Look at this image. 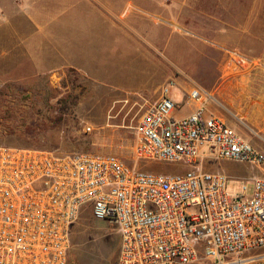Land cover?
I'll return each mask as SVG.
<instances>
[{
	"label": "built area",
	"instance_id": "2783aa9c",
	"mask_svg": "<svg viewBox=\"0 0 264 264\" xmlns=\"http://www.w3.org/2000/svg\"><path fill=\"white\" fill-rule=\"evenodd\" d=\"M169 91L140 119L134 166L115 154L0 145V264H69L88 205L120 236L117 264H264V177L234 194L228 175L204 167L208 158L262 165L264 154L208 112L202 89L183 117ZM139 162L182 166L166 174Z\"/></svg>",
	"mask_w": 264,
	"mask_h": 264
},
{
	"label": "rangeland",
	"instance_id": "374dc122",
	"mask_svg": "<svg viewBox=\"0 0 264 264\" xmlns=\"http://www.w3.org/2000/svg\"><path fill=\"white\" fill-rule=\"evenodd\" d=\"M204 3L208 5V0ZM234 3L237 19H247V0ZM18 8L11 9L7 1L0 0V35L12 23L14 12H23ZM144 24L149 31L164 27L155 39L159 50H153L158 68L145 70L147 78L136 69L119 73V79L89 80L72 69L11 78L3 76L0 58V145L115 154L134 166L140 119L169 87L171 98L179 103L176 117L196 109L199 103L192 101L190 93L202 89L208 112L223 118L264 154V54L247 55L246 23H236L231 36L218 37L217 31H209V36L203 38L182 37L179 21L163 24L159 19L156 23L146 19ZM202 24L208 29L223 27L212 21ZM118 26L126 33L129 30L120 23ZM128 34L135 38L132 31ZM145 80L152 92L138 89ZM87 127L92 132H86ZM180 166L148 162L137 165L166 174L176 173ZM204 167L228 175L229 191L234 194L242 193L243 179L264 177V164L208 158ZM187 171L185 168L180 172ZM247 186L249 196L253 183L247 181ZM90 209V205L85 207L73 228L69 264H117L120 236L114 225L96 220Z\"/></svg>",
	"mask_w": 264,
	"mask_h": 264
},
{
	"label": "crops",
	"instance_id": "0c3cea01",
	"mask_svg": "<svg viewBox=\"0 0 264 264\" xmlns=\"http://www.w3.org/2000/svg\"><path fill=\"white\" fill-rule=\"evenodd\" d=\"M6 1L11 9H24L14 12L12 23L0 35L2 45L6 43L3 49L0 46L6 77L72 69L88 79H119V73L136 69L147 78L145 70L158 68L153 50H159L155 39L164 27L149 31L144 24L146 19L155 23L159 19L163 24L179 21L180 35L187 38H203L209 36V31L228 37L236 30V23L244 22L247 55L264 54V0H247V19H237L235 0H208V5L204 0ZM204 21L222 23L223 27L208 29L202 24ZM119 23L129 29L127 33ZM15 38L21 41H14ZM138 89L152 92L148 80Z\"/></svg>",
	"mask_w": 264,
	"mask_h": 264
}]
</instances>
